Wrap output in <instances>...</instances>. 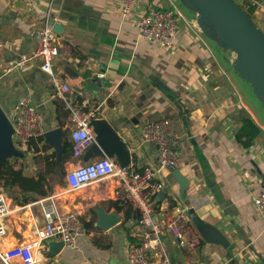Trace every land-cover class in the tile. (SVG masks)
Segmentation results:
<instances>
[{"label":"crops","instance_id":"obj_1","mask_svg":"<svg viewBox=\"0 0 264 264\" xmlns=\"http://www.w3.org/2000/svg\"><path fill=\"white\" fill-rule=\"evenodd\" d=\"M151 1L175 4L182 12L172 51L139 35L136 22L147 1L124 16L118 0H0V37L5 43L0 48V105L11 119L16 102L28 98L39 107L45 130L68 129L69 111L64 101L50 97L51 78L38 61L22 69H6L9 59L34 50L35 29L54 17L61 28L54 72L71 86V100L93 109L96 117L107 119L118 130L132 162L158 165L156 145L142 135L146 122L168 117L180 136L178 168L187 187L182 192L174 169L163 168L159 176L165 186L153 202L158 220L184 211L189 219L182 225L186 242L181 244L171 230L164 229L160 244L149 249L155 264H164V252L170 264H264V221L253 203L264 181V108L235 70V52L201 31L196 11L181 0ZM253 1L254 20L264 28V0ZM83 90L89 96L81 95ZM246 112L262 128L249 147L237 137L239 120ZM65 139L71 142L69 135ZM64 140L48 151L35 152L12 135L4 146L6 156L17 159L14 167L31 175L45 168L44 156L55 150L47 195L56 193L61 210L77 213L86 228L75 248L61 245L57 238L45 240L37 250V264H129L128 234L138 237V210L117 194L113 177L70 188L66 172L100 155L93 153V146L79 157L70 151L64 159ZM112 158L116 160L115 155ZM0 191H5L1 185ZM6 193L11 210L0 238L3 249L28 241L33 226L43 222L36 201L44 196L22 204ZM190 208L216 224L229 239V247L192 243L202 237Z\"/></svg>","mask_w":264,"mask_h":264},{"label":"built area","instance_id":"obj_2","mask_svg":"<svg viewBox=\"0 0 264 264\" xmlns=\"http://www.w3.org/2000/svg\"><path fill=\"white\" fill-rule=\"evenodd\" d=\"M140 1L148 3L141 8L137 18V27L141 37L154 40L160 48L172 51L176 45L175 35L180 26L182 12L177 5H160L150 0H118L124 16L132 14ZM37 45L29 53L13 57L7 61L6 69H22L32 62L38 61L42 70L51 78L52 90L50 97L64 101L69 111V137L72 142L71 154L81 156L94 142L96 133L90 124L95 117L93 109H85L83 104L71 100V86L59 77L53 70V60L59 53L57 44L58 33L54 25L47 21L34 31ZM5 45L0 37V48ZM81 95L89 96L87 90ZM13 138L15 141L27 144L32 138L44 134L43 115L37 105L28 98H20L13 110ZM145 141L155 144L158 152L157 166H140L130 162L121 164L110 156L104 155L96 159L78 163L68 170L65 175L66 184L70 188H81L103 178L113 177L117 180V194L122 195L139 212L136 240H131L127 246L129 264H155L149 253L150 248L160 244V235L164 229L171 230L180 240L186 242L182 225L189 220L183 210L172 219L158 220L153 197L160 193L165 182L159 176L163 168L174 169L182 162V148L179 134L168 117L146 122L142 128ZM36 203L41 210L43 222L33 226L31 238L9 248L0 247V264H37L38 248L45 240L57 238L63 240L69 248L77 247V238L86 232L83 221L75 212L61 210L56 193L39 198ZM253 203L264 221V181L258 192L253 196ZM11 210V197L0 191V238L6 232V218ZM164 221V222H162ZM201 238H195L192 243H200ZM163 263L170 264L167 255L163 254ZM198 264H217L215 262Z\"/></svg>","mask_w":264,"mask_h":264},{"label":"water","instance_id":"obj_3","mask_svg":"<svg viewBox=\"0 0 264 264\" xmlns=\"http://www.w3.org/2000/svg\"><path fill=\"white\" fill-rule=\"evenodd\" d=\"M188 8L198 14L197 23L201 31L216 41L222 48L232 50L236 54L233 66L238 74L251 86L253 93L264 108V31L244 11L237 0H181ZM57 33L61 28L54 17L49 20ZM90 124L96 133L93 153L100 156H116L121 164H128L132 159L118 130L105 118L92 117ZM13 124L0 105V165L6 158L4 149L6 139L13 135ZM69 135L59 126L48 129L43 136L49 145L58 146V140H64ZM88 148V149H89ZM174 174L181 181V190L187 187V179L180 169L174 168ZM161 191L160 193H162ZM195 209L190 208L193 220L197 225L201 237L214 244L229 247L230 241L226 234L216 225L204 220L200 215L194 214ZM109 217V216H108ZM113 222V218H110ZM64 245L63 240H60Z\"/></svg>","mask_w":264,"mask_h":264},{"label":"trees","instance_id":"obj_4","mask_svg":"<svg viewBox=\"0 0 264 264\" xmlns=\"http://www.w3.org/2000/svg\"><path fill=\"white\" fill-rule=\"evenodd\" d=\"M237 2L244 9V11L254 20V11L256 9V4L254 3V1L237 0ZM262 30L264 31L263 27ZM239 121L240 125L237 130V137L243 147H249L261 134L262 128L253 120V118L247 112L243 113ZM63 145V158L65 159L72 149V142L65 139L63 141ZM27 146L29 149L35 152L44 150L48 151V149L51 148V146L45 142V138L43 135L29 140L27 142ZM44 159L45 168L43 170H39V172L34 175L27 174L23 168H15L14 161L17 160L16 158L6 157L3 159L0 165V185L6 192L16 198L15 201L17 203H28L29 201L35 200L38 197L47 195V175L52 173L55 168V150L47 152V154L44 156ZM133 163L137 164L136 161H134ZM128 235L130 241L136 240L135 238L131 237L130 234ZM201 241L205 242L203 238L201 239Z\"/></svg>","mask_w":264,"mask_h":264},{"label":"rangeland","instance_id":"obj_5","mask_svg":"<svg viewBox=\"0 0 264 264\" xmlns=\"http://www.w3.org/2000/svg\"><path fill=\"white\" fill-rule=\"evenodd\" d=\"M238 1H241V0H238ZM258 23V22H257ZM260 26V24H258ZM262 28V26H260Z\"/></svg>","mask_w":264,"mask_h":264},{"label":"bare ground","instance_id":"obj_6","mask_svg":"<svg viewBox=\"0 0 264 264\" xmlns=\"http://www.w3.org/2000/svg\"><path fill=\"white\" fill-rule=\"evenodd\" d=\"M12 240V239H11ZM14 240V239H13ZM14 242H12V244H13ZM40 261V260H39Z\"/></svg>","mask_w":264,"mask_h":264}]
</instances>
